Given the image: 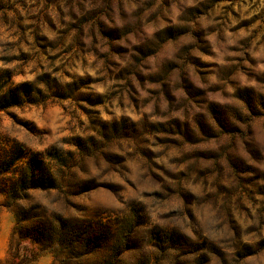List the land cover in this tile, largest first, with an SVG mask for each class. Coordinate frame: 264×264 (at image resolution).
<instances>
[{
  "label": "clouds",
  "instance_id": "clouds-1",
  "mask_svg": "<svg viewBox=\"0 0 264 264\" xmlns=\"http://www.w3.org/2000/svg\"><path fill=\"white\" fill-rule=\"evenodd\" d=\"M0 264H264V0H0Z\"/></svg>",
  "mask_w": 264,
  "mask_h": 264
}]
</instances>
